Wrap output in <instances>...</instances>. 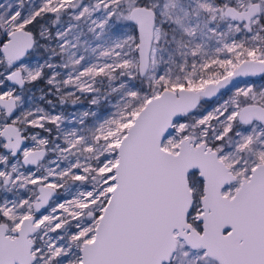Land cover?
<instances>
[{
  "label": "snow or ice",
  "instance_id": "obj_1",
  "mask_svg": "<svg viewBox=\"0 0 264 264\" xmlns=\"http://www.w3.org/2000/svg\"><path fill=\"white\" fill-rule=\"evenodd\" d=\"M0 264H264V0L0 2Z\"/></svg>",
  "mask_w": 264,
  "mask_h": 264
},
{
  "label": "rangeland",
  "instance_id": "obj_2",
  "mask_svg": "<svg viewBox=\"0 0 264 264\" xmlns=\"http://www.w3.org/2000/svg\"><path fill=\"white\" fill-rule=\"evenodd\" d=\"M2 2H6V0H3ZM89 107V105L87 104V101H85L84 103L78 105V106H66L67 108V111L70 112V113H74L78 110H86L87 108Z\"/></svg>",
  "mask_w": 264,
  "mask_h": 264
},
{
  "label": "water",
  "instance_id": "obj_3",
  "mask_svg": "<svg viewBox=\"0 0 264 264\" xmlns=\"http://www.w3.org/2000/svg\"><path fill=\"white\" fill-rule=\"evenodd\" d=\"M3 0H0V2H2Z\"/></svg>",
  "mask_w": 264,
  "mask_h": 264
}]
</instances>
